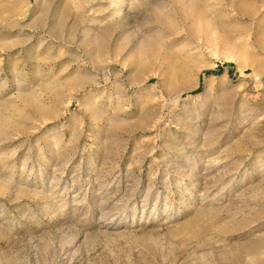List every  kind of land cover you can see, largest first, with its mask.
<instances>
[{
    "label": "rangeland",
    "instance_id": "obj_1",
    "mask_svg": "<svg viewBox=\"0 0 264 264\" xmlns=\"http://www.w3.org/2000/svg\"><path fill=\"white\" fill-rule=\"evenodd\" d=\"M0 264H264V0H0Z\"/></svg>",
    "mask_w": 264,
    "mask_h": 264
},
{
    "label": "bare ground",
    "instance_id": "obj_2",
    "mask_svg": "<svg viewBox=\"0 0 264 264\" xmlns=\"http://www.w3.org/2000/svg\"><path fill=\"white\" fill-rule=\"evenodd\" d=\"M250 248V247H249ZM233 254V253H232Z\"/></svg>",
    "mask_w": 264,
    "mask_h": 264
}]
</instances>
